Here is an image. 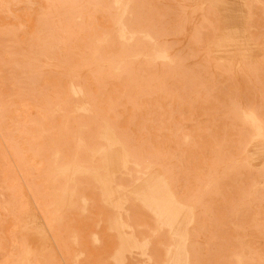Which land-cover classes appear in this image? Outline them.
<instances>
[{
    "label": "rangeland",
    "instance_id": "374dc122",
    "mask_svg": "<svg viewBox=\"0 0 264 264\" xmlns=\"http://www.w3.org/2000/svg\"><path fill=\"white\" fill-rule=\"evenodd\" d=\"M0 264H264V0H0Z\"/></svg>",
    "mask_w": 264,
    "mask_h": 264
},
{
    "label": "bare ground",
    "instance_id": "6f19581e",
    "mask_svg": "<svg viewBox=\"0 0 264 264\" xmlns=\"http://www.w3.org/2000/svg\"><path fill=\"white\" fill-rule=\"evenodd\" d=\"M123 7V6H122ZM124 9V8H123ZM122 26L121 27H124L123 26V24H121ZM156 55V54H155ZM235 68V67H234ZM256 126H257V124H256ZM259 127H261V126H259ZM256 128V127H255ZM258 130H259V128H258ZM258 130H255V131H258ZM107 131V134L105 135V138H106V141L109 143V144H112V145H115V144H118V141H117V139L115 138V136H114V134H113V132L111 131V130H106ZM256 134H259V133H256ZM263 135V134H262ZM103 136V135H102ZM104 138V137H103ZM259 138H262L263 139V137H259ZM257 139V138H256ZM261 139V140H262ZM107 144V143H106ZM122 149V148H121ZM97 155V154H96ZM125 158V162H127V158L126 157H124ZM124 160V159H123ZM105 161V165H108V162H107V159H105L104 160ZM124 162V163H125ZM123 163V164H124ZM125 165H126V163H125ZM127 166V165H126ZM125 166V167H126ZM125 167H123L124 168V170H125ZM128 167V166H127ZM126 167V168H127ZM67 171V170H66ZM65 171V172H66ZM84 173V172H83ZM62 174V173H61ZM110 174V173H109ZM127 174H129L128 172H127ZM126 173L124 174V175H127ZM112 176V175H111ZM95 177L101 182V185H102V187H103V191H104V195L106 196V198H109L113 193H114V191H112L111 190V186H109V182H106V181H102L100 178H99V175L98 174H95ZM112 178V177H111ZM112 181V180H111ZM110 181V182H111ZM99 183V182H98ZM113 184V183H112ZM118 184V183H117ZM120 187V186H119ZM119 187H117V188H119ZM124 189V188H123ZM123 189H122V191H123ZM125 189H127V188H125ZM124 189V190H125ZM102 191V192H103ZM128 194V193H127ZM114 195H116L115 193H114ZM69 196V195H68ZM71 198V197H70ZM105 198V197H104ZM169 198V197H168ZM174 199V198H173ZM108 200V199H107ZM105 201H106V199H105ZM108 202V201H107ZM120 202V201H119ZM117 204V203H116ZM120 205V204H119ZM110 206H111V204H110ZM118 207V206H117ZM114 209V208H113ZM121 218V217H120ZM111 221V220H110ZM111 225H112V223H111ZM128 225V224H127ZM113 226V228L117 231V233H118V236H119V239H120V242H121V252H120V254L121 255H123L124 253H126V252H131L132 250H134V249H140L142 252H143V254L145 255L146 253H145V247H146V243L145 244H140L139 243V241L137 240V238L132 234V235H128V234H126L125 233V231H124V228H125V225L124 224H122V222L120 221V220H118V223L116 224V225H112ZM112 228V229H113ZM167 228V227H166ZM182 235V234H181ZM181 238V237H180ZM146 242V241H145ZM147 242H149V241H147ZM179 242V241H178ZM178 244V243H177ZM148 245H150V244H148ZM177 254V253H176ZM116 256H118V255H116ZM119 257V256H118ZM147 257V256H146ZM120 259V258H119ZM124 260V259H123ZM171 262V261H170Z\"/></svg>",
    "mask_w": 264,
    "mask_h": 264
}]
</instances>
